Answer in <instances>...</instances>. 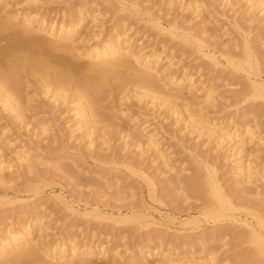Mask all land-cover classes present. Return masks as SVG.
<instances>
[{"label": "rangeland", "instance_id": "374dc122", "mask_svg": "<svg viewBox=\"0 0 264 264\" xmlns=\"http://www.w3.org/2000/svg\"><path fill=\"white\" fill-rule=\"evenodd\" d=\"M196 1L0 0V21L12 22V29L25 16L53 23L56 28L82 22L73 40L64 39L60 50L54 51L58 58L64 57V45L81 52L109 39H127L134 53L140 51L167 66L173 83L183 82L185 91L190 87L189 99L199 104L192 103L186 112L188 117L192 113L188 120L184 113H175L182 111V105L180 101L179 107L174 106L176 99L169 87L158 83L156 89L144 90L147 96H141L139 87L127 81L119 86L117 79L109 77L113 84L105 87L99 102L103 121L97 123L101 130H96L101 133L92 130L88 134L80 126L78 113L84 106L74 92L61 95L63 91L53 85L44 87L35 75L21 76L27 106L36 108L31 120L36 121L28 125L15 120L0 103V130L6 129L0 137V238L10 229L32 228V237L51 249L71 242L80 249H96L89 259L82 255L66 258L72 264H264V256L254 254L256 246L248 226L264 235L254 216L238 210L236 221L232 216L214 218L206 212L217 205L207 170L214 168L230 197L244 201L249 212L264 218V99L243 100L246 73L225 60V56L244 58L242 36L249 30L251 42L264 52V23L258 19L262 13L247 14L227 0ZM196 5H201L200 12L193 10ZM173 26L186 32L190 40L172 35ZM8 32L1 35L7 38ZM193 38H202L218 63L203 56ZM82 60L88 59L83 56ZM260 60L264 63V56ZM41 87L51 92L46 95ZM134 89H140V94H134ZM128 92L130 99L120 100ZM121 123L134 129L147 127L156 134L173 173L162 169L151 149L139 152L122 134H116ZM247 128L253 132L245 133L247 139H253L248 146L252 154L248 183L235 169L236 160L242 157L234 149L235 140H218L223 132L230 135ZM258 141L263 147H258ZM15 151H24L28 162L11 161ZM238 154L241 157L236 158ZM72 165L79 173L77 178L63 170ZM40 257L48 264L60 262Z\"/></svg>", "mask_w": 264, "mask_h": 264}, {"label": "bare ground", "instance_id": "6f19581e", "mask_svg": "<svg viewBox=\"0 0 264 264\" xmlns=\"http://www.w3.org/2000/svg\"><path fill=\"white\" fill-rule=\"evenodd\" d=\"M190 1L192 4L193 3L195 4L197 2L196 0H190ZM227 1L229 2L227 3L232 4V6L237 5L238 8L243 10L245 9L247 14H250L253 11H257V13L261 12L262 15L258 17V19L259 22L264 23V0H227ZM246 3H248V5ZM188 5L191 4L188 3ZM137 6H138L137 3H135L134 8ZM200 7L201 5L197 6L196 8H194L193 6V10H196L197 8L200 10L202 8ZM21 20H22L21 25L13 29H12L13 27L12 22L8 20L0 21V103L4 110H6L10 115H13L11 117H13L15 120L21 119L22 121L26 122V124L28 125L31 124L32 121H36L34 119L31 120V118L33 117L30 115L31 112H33L32 110H35L36 108H33L32 105H31L32 108L29 107L30 105L27 106L26 96L23 92L25 84L21 80V76H23L22 78H25L27 74L37 76L39 80H42L41 83L43 82L44 87L49 86L50 88V85L51 86L53 85L56 90H61V93L62 91L63 92L64 91L66 92L68 90L72 91L78 98H80L77 99L78 103L81 102L80 106L82 105V107L83 106L85 107V104L89 105V110H87L84 107L83 108L80 107L82 109L80 113H78L80 114L79 118L81 117L80 126L81 127L84 126L88 134L92 133V130L93 132L95 131L99 132L96 129L101 130L99 129V124H97L102 120V116H101L102 114H100L99 112V102L100 99H102L101 96H104L102 95L103 92L105 94V90H106L105 87L106 88L107 86L109 87V83L113 81V80L110 82L108 81L111 77L117 79L116 81L119 86H121L119 84L120 82L123 83L127 81L126 82L127 84L130 85L132 84L135 87L137 86V88L139 87L143 91L141 96L145 94H146L145 96H147V93H145L146 90L148 91L149 89L151 90L154 88L156 89L158 83H161L163 87H169L174 92V94L172 93L174 98L177 101L179 100L177 104L176 103L177 101L176 100L174 101L173 98L175 105L173 104L174 102H172V104L176 107L177 106L179 107V103L181 101V105H182L181 107L182 111L175 110V113L178 114L184 113L186 115L185 119L188 117L186 112H189L190 107H192L193 105L192 103H194L192 101L194 98L192 100L189 99L191 88L188 86L189 91L187 90L188 91L187 92L183 88L184 87L183 82L180 83L178 82V84L175 85V83H173L172 81L173 76L170 75L172 72L171 73L169 72V68L167 66L160 65L159 60L153 61L152 59H150L151 57H148V55L145 56L141 54L140 51L139 52L135 51L136 53H134V51L131 50L133 44L130 41H127L126 38H125L126 40L124 41L123 40L115 41L109 39L107 41H104L105 43L97 44L94 47H91L85 51H83V48L81 47L82 48L81 50L83 51V52L81 51L82 53L79 51L80 49L77 47L76 48L79 50L75 51L73 49L69 50L71 48L64 45L65 49H61L62 53L64 52V57L62 56L63 58L61 57L58 58L57 57L58 55H55L54 51H56L58 47L60 48L62 46L61 42L64 39L73 40V38L77 35L76 31H78L77 28L79 24L80 23L83 24V23L82 22L77 24L73 23L70 24L69 27H66L67 26L66 25L65 27L56 28L53 23L48 24L50 25L48 26L46 24L47 23L46 21L45 23L44 20H38L31 16H25L24 18H21ZM239 28L242 29L243 27H241L240 25ZM6 31L7 32L9 31L8 33L11 34L9 35V37L6 35L7 38L5 37V35H1L2 32H6ZM169 31H171L172 35L175 36L180 35L182 36V38L184 37L185 41L190 40L189 39L190 37H188L186 32L179 31V29L175 26L171 27ZM249 33L250 30L245 32V34L242 36L244 58L236 59L231 56H225V60L227 62L226 64L233 65L236 69L242 70L243 72L246 73L247 80L246 82H244L242 89L243 100L246 99L248 100V98L264 99V76L262 75V73H264V68H263L264 63L261 62L260 60V55L264 56V52H260V50H258L256 46L251 42V39H249ZM2 36H4L6 39H3ZM3 40H6V44H2ZM193 41L196 43V45L198 46L197 47L198 51L203 56L210 57L215 63H218L217 58L215 56V52H211V50L204 45L205 41L202 38L201 39L193 38ZM65 43L67 42L65 41ZM59 48L58 50H60ZM83 56H85L88 59L84 63L81 62ZM123 74H125L124 77L128 75L127 78H125L128 80L123 79L122 77ZM124 84H122V87ZM49 88L45 89L41 87V89H43V93L46 95H48V93L51 92ZM140 89H138V91ZM138 91L137 90L135 91V89L133 90L134 94L136 95H138V93L140 92ZM65 92L61 95H64ZM208 93L210 95L211 93H213L211 88L208 90ZM129 94H130L129 92L125 93V95L122 96L120 100L130 99ZM58 95L60 94H57L55 96L58 97ZM61 95L59 96V98L61 97ZM68 96L70 98V95H67V98ZM81 99L82 101H79ZM170 99L172 98L170 97ZM190 100L192 101L191 103ZM167 101H169V98ZM195 105H197V103ZM90 114H92L93 116H89ZM122 115H124V113H122ZM188 115L191 119L192 113L191 114L189 113ZM189 117L187 118L188 120H190ZM103 119L105 120L104 117ZM1 120H3V117H0V121ZM95 124H97L98 126H96ZM125 124L121 123V125L120 124L118 126L115 125L117 126L115 128V130L117 129L116 134L117 133L122 134L123 138L125 139V142H127V144L128 143L134 144L137 147L136 150L139 149V152L140 149L142 150V148H146L147 150L151 149V151L155 153L154 155L155 156L157 155V158L161 160L162 163L161 167L163 166L166 169V171L168 170L167 172L169 171L172 172L171 170L173 168L169 165V161H167L166 155L160 149V146L158 144V139L156 138V134L152 133L151 130H146L147 127L134 129L133 126H130L128 124L125 125ZM81 127L79 128L84 129ZM247 129H245V131H237L231 133L230 135L229 134L226 135L227 132L226 133L223 132L220 135V137L219 135L217 136L219 137L218 140H221L220 141L221 143L222 140L225 141L228 139L230 142L235 140L234 143L235 151L237 150L238 153L243 158L245 157L243 159L241 156H239V154L236 156V158L238 156L241 158L240 159L238 158L239 161L238 159L236 160L238 162L237 163L238 168L235 169H238L237 174L240 176L242 175L244 177L242 179H244V181H247L248 183V180L252 175L251 174L252 168L251 165H249V163H251L250 157L252 154L250 153L249 151L250 149L248 148V146L250 142L253 140L250 138L251 136L249 135H252L253 132L249 131L250 128L248 130ZM5 130L6 129L0 130V137H3ZM245 133L247 134L250 133L249 135H246L250 139H247L245 137ZM84 134L86 135L87 133ZM99 137H101L100 134ZM258 142H257L258 147L259 148L263 147V144L260 143V141ZM256 153L260 154L258 151H256ZM258 154L256 157L261 158V155ZM27 157L28 156L25 155L24 151H15L14 157L11 158L12 159L11 161L14 162L15 160L16 162H18L17 164L24 165L26 162H28ZM130 160L133 161V159L131 158ZM7 163L9 165V162ZM9 166H11V164ZM63 170L67 171V173L70 172L71 175H73V177L74 176L76 177L79 174L76 171V169L73 168V165L68 167L66 166L65 168H63ZM207 170L209 176L210 191L212 196L215 198V200H217V205L206 210V212H208V215L211 214V216L214 218H220L221 216L222 217L232 216L233 220L238 221L239 219H235L234 216H235V212L239 210L244 213L245 212L250 213L252 216L256 218V223L259 226V228H264V218L259 216L257 213L249 212L247 207H244L245 205H243L244 201L238 202L232 199L230 197L231 192L225 190L222 187V184L220 183L218 178L216 177L215 169L207 168ZM150 181L149 182L151 186L150 187L151 193L154 195L155 192L154 183L152 180ZM58 197L59 200L61 201L64 200L63 197L60 196ZM94 210L98 211L99 209L98 207H94ZM117 213L118 215H122V212L120 210H118ZM248 226L250 228V233L252 234V242L256 246V249L254 250V254L256 255L259 254L264 256V235L258 228H254L250 225ZM10 230L9 232H7L6 235H3L4 237L0 238V264H48L47 262H44L41 259L40 254L46 255L51 260H59L60 261L59 264H72V262L70 260H66V258L69 257L71 260H73L78 256L80 257V255H82L83 257L82 256L81 257L83 259L84 258L89 259L90 257L96 254L95 253L96 249H93L91 247L86 249H80L78 245L71 244L72 242L68 243L69 245L68 244L60 245L59 249H51L52 247L50 248V246L48 247L47 245L40 244V241L38 240L36 241L35 238L32 237L33 234L32 228L31 229L24 228V230L22 229V230H14V231H10ZM83 259L80 261L81 263L85 261V260L83 261Z\"/></svg>", "mask_w": 264, "mask_h": 264}]
</instances>
